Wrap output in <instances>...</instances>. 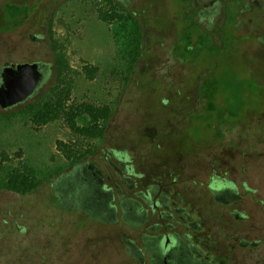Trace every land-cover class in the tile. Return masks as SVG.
Masks as SVG:
<instances>
[{
    "label": "rangeland",
    "instance_id": "obj_1",
    "mask_svg": "<svg viewBox=\"0 0 264 264\" xmlns=\"http://www.w3.org/2000/svg\"><path fill=\"white\" fill-rule=\"evenodd\" d=\"M116 1L121 5L119 11L128 9L136 14L142 33L141 50L128 77L117 27L100 15L102 7L109 8L104 1L0 0V66L5 61L49 63L48 77L35 94L42 97L55 79L54 44L71 78L67 103L113 111L103 137L83 135L64 119L36 127L14 115L0 118V166L6 155L12 166L21 160L43 179L27 194L0 189V264H138L127 240L143 250L139 235L143 227L133 228L121 219L96 221L77 206L66 210L53 204V177L70 166L61 149L65 144L94 149L89 156L96 157L100 166L98 156L117 154L112 159L122 170L125 168L118 160L129 165L126 169L137 189L175 179L166 190L181 193L202 225L197 235L207 237L221 253L228 250L225 237L229 219L210 187H221L228 177L238 185L244 171L259 191L246 196L247 223L261 228L264 238V209L258 206V198L264 200V103L262 98L252 97L261 90L264 97V34L249 29L255 23L247 20L246 26L237 23V42L227 44L231 53L225 58L206 51L198 57L182 55L176 44L188 24V0ZM221 1L191 0V5L199 11L217 2L219 11ZM6 4L23 8L7 13ZM220 16L214 18V27ZM191 17L205 24L206 19L199 14ZM194 33L195 39L196 26ZM191 47L195 48V42ZM85 66L95 68L92 77L84 72ZM213 74L233 80L226 108L233 112L241 109L245 114L251 107L260 110L252 121L258 128L247 129L245 142L241 141V125L229 134L225 126L208 125L215 118L205 113L200 87ZM217 103H223L222 97H217ZM258 132L263 136L261 142L255 141ZM120 183L130 195L126 183Z\"/></svg>",
    "mask_w": 264,
    "mask_h": 264
},
{
    "label": "flooded vegetation",
    "instance_id": "obj_2",
    "mask_svg": "<svg viewBox=\"0 0 264 264\" xmlns=\"http://www.w3.org/2000/svg\"><path fill=\"white\" fill-rule=\"evenodd\" d=\"M260 2L261 6L258 5L257 0H222L219 3V11L217 2H213L208 8L203 6L197 11L191 5V0H188L193 10L192 15L199 14L202 20L206 19L205 24L200 25L192 18L198 32L195 37L194 56L200 55L196 43L200 33L221 48L223 58L231 53V47H226L227 44L229 45L230 41L237 42L234 35L237 23H243L246 26L247 20L253 21L255 26H250L249 29L254 28L256 32L264 34V1ZM7 5L4 11L8 13ZM220 14L221 20L214 27V18ZM260 21L262 22L259 24ZM31 38L39 37L31 35ZM261 40L264 39L261 38ZM20 62H38L41 80L35 92L24 100L5 107L0 104L2 117L16 113L32 99L39 98L35 94L51 69L49 63L40 60L5 61L0 66V85L3 83L4 68L15 67ZM54 64L56 66L55 57ZM258 83L261 87L260 81ZM262 92L261 90L258 93H252V97L262 98L260 101L264 103ZM250 109L246 114L240 112V109L239 112H234V115H231V110L226 109L225 131L229 134L232 128L241 125L244 129L242 142L247 140V129L258 128V123H252V121L259 116L260 110L255 107ZM244 117L248 120L247 122H244ZM260 126L263 125L260 124ZM260 134L258 132L255 141L263 140ZM117 156L114 153L112 157L117 158ZM98 157L101 166L97 164L96 157L88 155L79 162L70 164L67 171H58L54 175L53 204L66 210H69L68 208L72 205L77 206L90 219L96 221L116 222L121 219L133 228L143 227V232H139L143 240V250L137 248L133 241L127 240L132 248V257L138 264H264V245L261 246L264 244V238H261V228L255 229L247 223L248 204L245 201L248 194L255 195L259 191L257 187L250 184L251 178L244 171H241L242 178L238 185L228 177L223 180L221 187H210L214 200L220 201L229 219L225 237V248L228 250L221 253L216 244L207 241V237L197 235L202 225L193 217L195 210L185 205L181 193L166 190L170 184L176 182L175 179H171L166 184L159 182L147 189H137V184L130 177L131 173L126 169L129 165L118 160L125 168L122 170L110 154H106L103 158ZM119 180L126 183L130 195L122 190ZM258 201V206L264 209V200L258 198ZM237 249L239 251H236Z\"/></svg>",
    "mask_w": 264,
    "mask_h": 264
},
{
    "label": "trees",
    "instance_id": "obj_3",
    "mask_svg": "<svg viewBox=\"0 0 264 264\" xmlns=\"http://www.w3.org/2000/svg\"><path fill=\"white\" fill-rule=\"evenodd\" d=\"M104 1L109 8L102 7L100 15L103 20L114 22L117 27V35L119 34L118 41L121 47V57L125 61L126 75H130L134 65L138 59L141 43L142 33L141 27L136 14L128 9L119 11L118 7L121 6L116 0H101ZM190 13L188 14V24L184 27L183 34L179 42L176 44V50L182 55L193 54L192 44L194 39V23L192 21L193 10L187 4ZM9 12H20L22 6L15 4H8ZM129 24L126 29L125 24ZM125 27V29H124ZM199 53L206 51L215 56H222L221 48L216 45L212 40L207 38L202 33L196 39ZM53 51L56 63L54 83L48 90V93L37 99H32L28 104H25L21 110L12 113L18 117L19 120L27 119L36 127L46 124L50 121L57 119L67 120L70 127L82 133L83 135H96L103 137L106 125L108 124L113 111L109 107H95L91 104H68L67 101L70 97L71 91V78L65 73V61L58 54L55 45L53 44ZM84 72L87 76H93L95 68L84 67ZM126 77V78H127ZM233 83L228 76L220 74H213L208 80L203 82L200 87L201 97L206 102V114H213L214 120L208 125H221L225 126L226 107L229 106L228 86ZM222 97V104L217 103V97ZM234 115L233 111H230ZM204 115V114H202ZM2 115L0 114V118ZM9 117V116H6ZM83 121L82 126L78 123ZM218 136L222 132L216 129ZM64 155L69 160L70 164L79 162L81 159L94 153V149L83 148L80 146L72 147L69 145L61 146ZM5 162L0 166V189L10 190L18 194H27L36 190L41 184L43 179L38 177L37 170L27 164H23L18 160L11 165L9 156L4 155Z\"/></svg>",
    "mask_w": 264,
    "mask_h": 264
},
{
    "label": "water",
    "instance_id": "obj_4",
    "mask_svg": "<svg viewBox=\"0 0 264 264\" xmlns=\"http://www.w3.org/2000/svg\"><path fill=\"white\" fill-rule=\"evenodd\" d=\"M0 85V104L5 107L22 101L37 89L41 72L38 62H20L15 67H5Z\"/></svg>",
    "mask_w": 264,
    "mask_h": 264
}]
</instances>
